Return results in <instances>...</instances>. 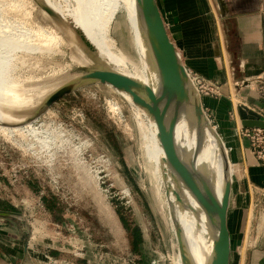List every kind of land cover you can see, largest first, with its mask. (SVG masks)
Instances as JSON below:
<instances>
[{"label":"rangeland","instance_id":"1","mask_svg":"<svg viewBox=\"0 0 264 264\" xmlns=\"http://www.w3.org/2000/svg\"><path fill=\"white\" fill-rule=\"evenodd\" d=\"M119 4L109 36L116 49L137 59L128 39L127 9L123 2ZM0 5L5 25L7 21L8 26L20 23L22 31L31 28L27 33L57 37L51 48L20 56L13 77L19 96L28 102L23 110H34L58 90L96 69L81 63V55L88 50L63 29L64 25L58 26L64 21L43 10L35 0H0ZM70 5L76 7L77 2L71 0ZM139 112L115 88L88 82L47 108L34 123L36 134L0 130V156H7L6 162L18 166L19 171L7 169L0 174L18 184L33 180L39 192L35 202L26 196L28 241L63 250V259L69 264L79 258L75 254H81L82 245L88 242L92 245L84 253L93 264H179L180 234L172 225L162 170L147 153L146 131L141 124H147V118ZM204 112L219 134L212 113L206 108ZM231 175L232 188L237 185L233 168ZM255 204L252 227L261 224V218L264 221V204ZM35 220L40 228L33 234L30 224ZM97 243L103 247H95ZM245 249L241 246L235 253ZM102 253L111 260L100 259ZM40 261L47 263L42 257Z\"/></svg>","mask_w":264,"mask_h":264},{"label":"bare ground","instance_id":"2","mask_svg":"<svg viewBox=\"0 0 264 264\" xmlns=\"http://www.w3.org/2000/svg\"><path fill=\"white\" fill-rule=\"evenodd\" d=\"M35 1L44 8L43 10L50 11L59 21H64V24H56L60 28L64 25L63 29L78 39L88 50V54L81 55V63L95 65V70L121 74L138 82L144 88L150 87L157 94L161 90V76L153 57L151 40L139 16L138 0H75L76 7L70 5L71 0ZM120 1L127 9L128 39L137 59L127 56L121 49H116L109 36L110 25L121 5ZM18 5L15 7L18 8ZM8 8L10 9L9 6ZM12 11L14 12V8ZM21 15L20 17L24 18ZM20 17L17 18L20 20ZM4 23L6 18L4 17L3 20L0 17V130L21 135L25 131L35 133L34 123L47 110V100L32 111L23 110L22 107L28 102L19 96L13 72L21 60L20 56L30 51L47 50L52 40L57 37L52 33L48 37L41 32L27 33L31 28H27L26 32L22 31L21 28L19 29L20 23L18 27L12 26L15 24L8 26V23L7 25ZM81 36L89 47L81 40ZM177 61L175 81L166 111L165 131L171 136L179 157L185 163L188 176L195 181L207 198H211L219 211L227 187L232 182L229 152L215 127L201 110L199 102L202 106L203 102L198 89L191 87L185 80L179 53H177ZM129 64L132 65L133 70H130ZM115 90L137 106L147 118V124L144 121L141 123L146 131L147 153L162 170L168 189L166 200L172 225L176 228L175 231L178 230L180 235L175 233L179 235L178 238L181 237L185 247L184 254L179 256V264H215L219 214L210 215L171 166L159 140L158 128L153 116L145 108L135 104L129 93ZM141 96L147 99L145 93Z\"/></svg>","mask_w":264,"mask_h":264},{"label":"crops","instance_id":"3","mask_svg":"<svg viewBox=\"0 0 264 264\" xmlns=\"http://www.w3.org/2000/svg\"><path fill=\"white\" fill-rule=\"evenodd\" d=\"M221 1L223 12L219 0H156L187 71L222 90L220 96L203 97V106L212 113L236 174L228 213L230 264H264L263 219L252 227L255 202L264 204V165L237 134L244 121L264 120V0ZM4 157L0 173L18 168ZM35 186L33 180L18 184L0 174V264H43L41 257L47 261L53 253L64 257L61 250L28 241L22 203L26 196L36 201ZM241 246L245 251L235 253Z\"/></svg>","mask_w":264,"mask_h":264},{"label":"water","instance_id":"4","mask_svg":"<svg viewBox=\"0 0 264 264\" xmlns=\"http://www.w3.org/2000/svg\"><path fill=\"white\" fill-rule=\"evenodd\" d=\"M219 2L223 12L225 9L224 3L221 0ZM138 9L143 26L151 40L153 57L161 76V90L158 94L150 87L144 88L138 82L116 72L90 70L72 85L64 87L50 96L47 100V108H50L54 103L72 93L75 87L88 82H99L129 93L135 104L145 108L153 116L158 128L159 140L171 166L189 187L194 196L207 209L208 213L212 216L215 213L219 214V234L215 243V264H230L231 235L228 228V212L232 190L231 184L227 187L222 205L218 211L211 198H207L199 190L195 181L188 176L185 163L179 157L171 136L165 131L166 111L172 94L175 71L178 65V51L170 39L156 0H138ZM47 12L51 14L50 11L47 10ZM81 40L85 42L83 36H81ZM85 45L89 47L86 42ZM181 67L185 80H187L191 87L195 88L183 63ZM142 93H145L147 99L141 96ZM199 105L201 110L204 111L201 102H199ZM243 127L264 129V122L261 120H247L243 122ZM179 242L181 245L180 254L182 255L184 254L185 247L180 238Z\"/></svg>","mask_w":264,"mask_h":264},{"label":"built area","instance_id":"5","mask_svg":"<svg viewBox=\"0 0 264 264\" xmlns=\"http://www.w3.org/2000/svg\"><path fill=\"white\" fill-rule=\"evenodd\" d=\"M188 74H189L194 86L198 89L200 95H203V97L220 96L222 94V90H221V87L219 85L207 80L206 78H204L202 76L193 75L191 72H189ZM263 122H264V120H263ZM237 134L240 138H242L244 141L247 142L248 148L252 152L256 161L259 164L264 165V129L242 127L238 130ZM15 171L19 172L17 170H15ZM39 195H40L39 197L41 198L43 193L41 192ZM25 205L26 204L23 202L22 207L24 208V211L27 210ZM39 207H38V209H39ZM24 217H26V216H24ZM38 225H39V221H37V220H35L33 223L30 224L33 234L35 233L36 229L40 228V226H38ZM56 228H61V227L57 225ZM90 245H92L91 242L83 244L82 249H81V254H78V255L75 254V256L79 257V258H75V259H81V260L86 261L87 264H93L91 259H89L86 256V253H84L85 249L87 251V248ZM94 245H95V247H99V248L103 247L102 245H99V243L94 244ZM61 251L62 252H60V253L63 254L64 251L63 250H61ZM99 255H100V259L103 258L104 262H106V260L107 261L111 260L108 256H105L103 253L99 254ZM99 255H97V256L99 257ZM46 259H47L48 264H59V263H63V262L67 263V261H65L64 259L63 260L57 259V258L52 257L50 255L46 256ZM67 264H69V263H67ZM126 264H130V263H126Z\"/></svg>","mask_w":264,"mask_h":264},{"label":"trees","instance_id":"6","mask_svg":"<svg viewBox=\"0 0 264 264\" xmlns=\"http://www.w3.org/2000/svg\"><path fill=\"white\" fill-rule=\"evenodd\" d=\"M51 255H53V257H55V255H57V253H53ZM76 262H77V264H87L86 261L81 260V259H78Z\"/></svg>","mask_w":264,"mask_h":264}]
</instances>
